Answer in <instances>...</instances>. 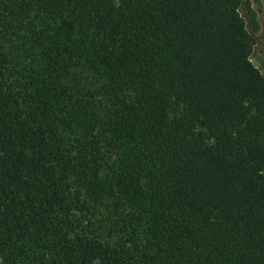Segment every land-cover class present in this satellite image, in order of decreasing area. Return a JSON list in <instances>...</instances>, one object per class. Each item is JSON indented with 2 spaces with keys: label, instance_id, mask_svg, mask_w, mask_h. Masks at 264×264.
Instances as JSON below:
<instances>
[{
  "label": "trees",
  "instance_id": "1",
  "mask_svg": "<svg viewBox=\"0 0 264 264\" xmlns=\"http://www.w3.org/2000/svg\"><path fill=\"white\" fill-rule=\"evenodd\" d=\"M241 1L0 0V264H264Z\"/></svg>",
  "mask_w": 264,
  "mask_h": 264
},
{
  "label": "rangeland",
  "instance_id": "2",
  "mask_svg": "<svg viewBox=\"0 0 264 264\" xmlns=\"http://www.w3.org/2000/svg\"><path fill=\"white\" fill-rule=\"evenodd\" d=\"M255 16L256 28L249 21L248 10ZM239 13L245 22V27L254 41L251 63L260 71L264 78V0H242Z\"/></svg>",
  "mask_w": 264,
  "mask_h": 264
}]
</instances>
